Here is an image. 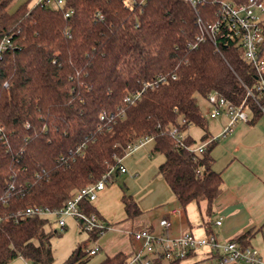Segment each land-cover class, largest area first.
I'll list each match as a JSON object with an SVG mask.
<instances>
[{
    "label": "trees",
    "instance_id": "trees-1",
    "mask_svg": "<svg viewBox=\"0 0 264 264\" xmlns=\"http://www.w3.org/2000/svg\"><path fill=\"white\" fill-rule=\"evenodd\" d=\"M13 1L0 0V44L7 40L0 50V264L16 258L53 264L50 239L58 232L50 219L16 221L17 212L61 209L110 168L113 178L126 147L145 137L152 138V153L164 157L158 175L178 204L204 203L210 218L222 179L212 167L216 141L201 154L188 150L195 145L190 126L203 131L201 143L210 139L195 95L214 91L233 105L244 102L250 124L264 104L239 47L197 39L198 19L216 18L214 0L197 10L185 0H65L61 9L26 0L10 10ZM158 77L166 83L123 103ZM174 128L181 139L170 135ZM122 203L126 220L142 214L125 190ZM81 210L97 214L87 201ZM96 236L87 234L63 264L84 263ZM245 236L235 242L249 247ZM127 257L117 252L99 264H123Z\"/></svg>",
    "mask_w": 264,
    "mask_h": 264
},
{
    "label": "crops",
    "instance_id": "crops-1",
    "mask_svg": "<svg viewBox=\"0 0 264 264\" xmlns=\"http://www.w3.org/2000/svg\"><path fill=\"white\" fill-rule=\"evenodd\" d=\"M251 119L252 114L249 112V121ZM212 120L214 126L209 133L210 138L217 137L227 122L223 115ZM152 149L151 139L121 158V165L126 171L115 173L91 204L106 225L112 228L98 240L100 250L106 256L117 252L129 255L138 246L131 241L126 231L150 228L154 234H160L161 220L170 223L166 234L171 237L187 232L202 237L209 230L219 244H224L246 235L245 241L249 247L263 252L264 116L261 115L251 124L237 123L228 136L216 141L211 153L212 167L220 174L222 191L211 207L210 218L206 216L208 219L201 216V205L192 203L183 208L178 204L165 181L158 175V167L164 157L158 155L157 159ZM117 176L122 178L125 187L115 182ZM124 190L142 212L132 222L126 220L122 203ZM218 221L220 225H216ZM218 262L219 253L213 250L209 252L205 248L190 255L181 264Z\"/></svg>",
    "mask_w": 264,
    "mask_h": 264
},
{
    "label": "built area",
    "instance_id": "built-area-1",
    "mask_svg": "<svg viewBox=\"0 0 264 264\" xmlns=\"http://www.w3.org/2000/svg\"><path fill=\"white\" fill-rule=\"evenodd\" d=\"M194 10L204 5L208 0H185ZM65 0H36V4L52 8L61 9ZM217 5L216 18L210 22H203L198 19L199 41L209 42L212 45L220 43L230 44L240 48L241 59L254 68L257 83L255 89L259 97H264V0H247L244 3L236 4L233 0H214ZM69 13H65L68 17ZM98 19L102 16L98 14ZM7 44V40L0 44V50ZM166 83L164 77L144 83L139 90L128 93L123 98V103L134 104L140 100L146 90H153L159 85ZM247 97H253L251 91H247ZM208 104L207 114L211 119L218 116H225L226 125L221 133L214 138H210L199 145L188 147L194 154H201L207 144L211 141L225 138L235 128L239 122H249V111L244 102L240 105H233L217 92H209L204 97ZM260 113L264 116V104L260 106ZM104 116L102 115L101 119ZM170 135L181 139L182 134L174 128ZM150 137H145L140 141L130 144L125 149V155L141 147ZM117 169L119 173L126 170L121 165V159H117ZM114 168H110L102 178L94 184H90L83 189L76 191L58 210L47 207L29 206L17 212L16 221L26 220L32 217L54 218L62 231L66 228V217H71L77 221L81 229L87 234L96 232L95 246L87 249L88 256H94L99 250L98 240L103 234L111 230V226L100 218L96 213L86 214L81 210L83 201L93 203L97 195L102 191L106 184L112 179ZM220 225V222H216ZM160 234H154L147 228L126 231L131 241L137 245V249L132 251L123 264H156L159 259L163 262L185 261L190 255L207 248L219 253L218 264H264V249L261 253L254 247H242L234 241L219 244L214 235L198 237L191 232L171 237L166 234L170 223L167 220L159 222Z\"/></svg>",
    "mask_w": 264,
    "mask_h": 264
},
{
    "label": "rangeland",
    "instance_id": "rangeland-1",
    "mask_svg": "<svg viewBox=\"0 0 264 264\" xmlns=\"http://www.w3.org/2000/svg\"><path fill=\"white\" fill-rule=\"evenodd\" d=\"M25 0H14L13 4L10 7V10H14L20 2ZM36 4V0H31L29 5L33 6ZM196 101L198 103L199 109L204 116L206 122H207V131L210 133L213 131V123L214 121L209 117L207 114L208 110V104L205 101V99L200 95H195ZM187 133L191 136V138L195 141V145L201 144V136L203 134V131L196 126H190L187 130ZM157 159L159 158L158 155L155 154ZM114 177V176H113ZM115 182H117L121 187H125L123 185L122 178L117 176L115 179ZM201 216L206 219L207 215L205 214L204 204H201ZM50 228L51 231L58 232L57 235H54L50 239V245L52 249V255H53V264H63L68 257L70 256L71 252L77 247L78 244L83 243L87 239V233L84 232L77 221L71 217H66V228H64L62 231H60L57 221L54 218H49ZM208 219V218H207ZM95 246V243L90 242L87 246V249L93 248ZM106 257V253L102 250H99L94 256H87L86 260L82 264H99L104 258ZM164 264L167 262H163ZM9 264H30L29 262H25L20 258H16L12 260Z\"/></svg>",
    "mask_w": 264,
    "mask_h": 264
}]
</instances>
